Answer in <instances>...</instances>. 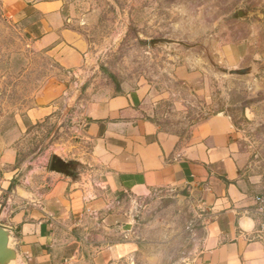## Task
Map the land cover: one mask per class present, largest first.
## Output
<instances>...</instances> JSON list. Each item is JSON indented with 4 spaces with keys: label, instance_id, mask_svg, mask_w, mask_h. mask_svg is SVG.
I'll use <instances>...</instances> for the list:
<instances>
[{
    "label": "crops",
    "instance_id": "1",
    "mask_svg": "<svg viewBox=\"0 0 264 264\" xmlns=\"http://www.w3.org/2000/svg\"><path fill=\"white\" fill-rule=\"evenodd\" d=\"M4 9L60 69L82 72L87 54L66 0H4ZM201 78L194 73L188 81L199 87ZM2 87L0 79V226L13 234L14 264H134L140 244L130 240L133 200L164 190L205 213L198 252L184 264H264L254 201L264 180L250 170L231 115L203 119L184 137L155 122L143 89L102 86L84 106L90 147L78 160L83 170H34L14 186L29 128L52 116L63 92L52 96L50 78L36 100L20 107Z\"/></svg>",
    "mask_w": 264,
    "mask_h": 264
},
{
    "label": "rangeland",
    "instance_id": "2",
    "mask_svg": "<svg viewBox=\"0 0 264 264\" xmlns=\"http://www.w3.org/2000/svg\"><path fill=\"white\" fill-rule=\"evenodd\" d=\"M66 1L87 54L78 74L38 51L0 0L4 97L28 107L50 78L52 96L63 92L52 116L29 128L14 186L31 171L54 172L55 155L77 174L83 170L78 160L90 147L82 133L84 106L102 86L143 89L155 122L184 137L201 120L228 113L250 170L264 180V0ZM161 39L177 42L168 47ZM248 67L254 74H230ZM194 73L202 76L199 87L188 81ZM179 196L164 190L133 200L130 240L140 244L134 264H184L195 257L205 213Z\"/></svg>",
    "mask_w": 264,
    "mask_h": 264
},
{
    "label": "water",
    "instance_id": "3",
    "mask_svg": "<svg viewBox=\"0 0 264 264\" xmlns=\"http://www.w3.org/2000/svg\"><path fill=\"white\" fill-rule=\"evenodd\" d=\"M241 16V12H239ZM154 40H151V43L154 44ZM177 41L170 39H161L159 43H165L166 46H170V44H176ZM254 67L241 68L236 70H231V75H252L254 74ZM69 163L63 162L62 159L55 155L53 157L51 170L60 174H64L70 176L66 171V166ZM13 234L5 227L0 226V264H14L17 260L18 253L15 248L12 247Z\"/></svg>",
    "mask_w": 264,
    "mask_h": 264
},
{
    "label": "built area",
    "instance_id": "4",
    "mask_svg": "<svg viewBox=\"0 0 264 264\" xmlns=\"http://www.w3.org/2000/svg\"><path fill=\"white\" fill-rule=\"evenodd\" d=\"M256 204V211L260 218V225L258 228V233L260 236L264 237V192L258 194L254 197Z\"/></svg>",
    "mask_w": 264,
    "mask_h": 264
},
{
    "label": "flooded vegetation",
    "instance_id": "5",
    "mask_svg": "<svg viewBox=\"0 0 264 264\" xmlns=\"http://www.w3.org/2000/svg\"><path fill=\"white\" fill-rule=\"evenodd\" d=\"M66 171L68 172V174H70L72 176H76L77 175V172L72 169V165L71 164H68L66 166Z\"/></svg>",
    "mask_w": 264,
    "mask_h": 264
}]
</instances>
